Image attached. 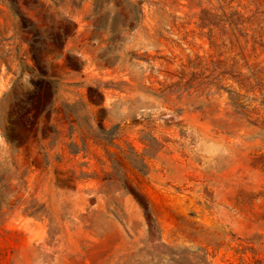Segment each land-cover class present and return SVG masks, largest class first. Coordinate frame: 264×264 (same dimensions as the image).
<instances>
[{
    "label": "rangeland",
    "instance_id": "rangeland-1",
    "mask_svg": "<svg viewBox=\"0 0 264 264\" xmlns=\"http://www.w3.org/2000/svg\"><path fill=\"white\" fill-rule=\"evenodd\" d=\"M0 264H264V0H0Z\"/></svg>",
    "mask_w": 264,
    "mask_h": 264
},
{
    "label": "clouds",
    "instance_id": "clouds-1",
    "mask_svg": "<svg viewBox=\"0 0 264 264\" xmlns=\"http://www.w3.org/2000/svg\"><path fill=\"white\" fill-rule=\"evenodd\" d=\"M191 135L194 142L189 144L190 154L199 157L204 164H215L217 160L231 155L230 147L221 137H211L193 128Z\"/></svg>",
    "mask_w": 264,
    "mask_h": 264
}]
</instances>
